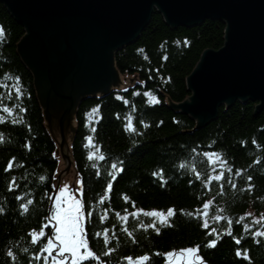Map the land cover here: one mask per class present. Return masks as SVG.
<instances>
[{
    "label": "trees",
    "instance_id": "trees-1",
    "mask_svg": "<svg viewBox=\"0 0 264 264\" xmlns=\"http://www.w3.org/2000/svg\"><path fill=\"white\" fill-rule=\"evenodd\" d=\"M0 26L5 29L4 37L0 38V74L9 71L13 75L21 76L25 92L23 106L27 108V112L23 114L24 125H14L10 121L0 124V132L5 134L6 140L0 145V204H5L7 209L6 214L0 215V264H10L5 255L6 248L10 246L9 242L20 240L28 228L35 226L38 219L45 214L41 209L47 208V201L41 204L39 200L45 188L38 177H51L56 173L59 144L46 124L43 108L35 91L33 75L17 52V43L24 34V28L1 2ZM224 28L223 21L216 19H207L192 26L172 27L154 10L139 36L115 52L114 63L122 84L112 87L107 93L89 95L80 100L72 120L75 129L71 135L70 156L76 173L83 174L85 178L86 198L91 199L102 193L108 166L112 160H121L125 170L118 174L114 182L111 205L106 203L104 207H114L118 211L125 207L130 208L120 198V193L123 192L130 195L137 202V206L145 208L174 204L177 208L192 209L203 202L196 198L201 192V184L195 182L188 185L190 174H181L175 165L182 160L191 161L192 147L201 145L203 151L210 150L211 145L222 151L234 168L247 169L238 180L236 194L226 185V196L219 197L216 204L227 202L229 214L234 218L246 211L257 216L264 213V199H261L264 197V108L255 112L257 101L237 100L227 108L219 107L214 120L198 127L194 118L173 107V104L190 95L186 76L198 62L201 52L207 48L218 49L222 46ZM165 54L167 59H163ZM141 81L144 83H140ZM135 92L139 94L134 95ZM146 92H151L159 102L150 103L152 96L144 95ZM5 103H8L7 99ZM117 113L120 114L119 118ZM129 114L134 118L137 128L135 133L127 132L123 128L125 117ZM141 120L150 126L145 128L140 123ZM27 124L31 125V132H28ZM93 128L95 133L92 132ZM89 135H94L95 144L100 145L107 157L105 161L99 162L102 171L99 178L90 167L91 161L87 157L88 151H94L86 140ZM253 139L260 147L252 143ZM26 140L31 141V151L24 148ZM240 141L247 143L241 144ZM53 152L56 153L55 157L52 156ZM13 155L17 157V163L25 161L24 167L14 169L5 176L3 167L7 158ZM200 159L197 158L198 167L201 171H206L207 164L199 163ZM256 159H260L262 163L252 165V161ZM249 165H252L251 168ZM160 167L164 168L167 178L165 187H161L159 180L151 175ZM12 175L26 176L23 181H18L19 192L27 191L29 187L35 192L37 204L27 216L18 214L17 202L14 200L17 193L6 190V181ZM248 175L253 176L254 191L240 193L239 188L247 183ZM52 183L54 181L51 179L47 182L49 186ZM217 190L214 183L211 195H215ZM204 198L210 197L205 195ZM116 222V217L110 214L107 225H100L94 218L93 223L88 226L90 244L98 253L103 250V241L91 234ZM245 222L251 223V218H246ZM173 224L174 227L163 228L159 235L151 230L147 233H136L139 241L137 244H133L120 233V247L111 257L112 264H117L120 256H136L157 249L163 252L195 243H201L200 254L207 264H249L243 258L235 256L236 247L249 249L251 264H264V237L259 238L260 243L256 244L250 233H243L242 225L236 224L235 219L232 224L233 235L245 236L241 244L236 245L232 237L222 232V237L214 248L203 246L206 239L214 237L205 238L206 230L200 228L196 220L178 214ZM129 226L134 227V223L130 222ZM227 226V221L210 222V227L220 230ZM21 246H25L23 242ZM26 261L27 256L19 254L18 264H26ZM162 262L161 257H153L152 264Z\"/></svg>",
    "mask_w": 264,
    "mask_h": 264
},
{
    "label": "water",
    "instance_id": "water-1",
    "mask_svg": "<svg viewBox=\"0 0 264 264\" xmlns=\"http://www.w3.org/2000/svg\"><path fill=\"white\" fill-rule=\"evenodd\" d=\"M0 2L24 28L17 52L33 75L46 124L59 144L60 182L75 186L77 179L69 147L80 100L122 83L114 54L139 36L154 10L172 27L207 19L225 24L222 46L201 52L186 76L190 95L174 108L194 118L198 127L237 100L257 101L255 112L264 108V0Z\"/></svg>",
    "mask_w": 264,
    "mask_h": 264
},
{
    "label": "snow or ice",
    "instance_id": "snow-or-ice-1",
    "mask_svg": "<svg viewBox=\"0 0 264 264\" xmlns=\"http://www.w3.org/2000/svg\"><path fill=\"white\" fill-rule=\"evenodd\" d=\"M4 35L5 29L0 26V38ZM139 51H143V49H139ZM145 59H148V57L145 56ZM163 59H167L166 54ZM140 83L144 82L141 81ZM124 91H127V89H124ZM133 94L138 95L139 93L135 92ZM144 95L152 96V93L146 92ZM24 96L21 76L13 75L9 71L0 74V124L9 121L14 125L25 124L23 114L27 112V108L23 106ZM118 98L123 99V97ZM5 99L8 103H5ZM125 102L127 103V101ZM153 102H159L157 97L152 96L150 103ZM116 115L119 118L120 114L117 113ZM125 120L124 130L132 133L137 132L133 116L129 114L125 117ZM140 123L145 128L150 126L143 120ZM26 126L28 132H31V125L27 124ZM92 132L95 133V128L92 129ZM86 140L88 145L94 149V151L87 152L88 160L91 161L90 167L95 170V175L99 178L102 176L99 162L105 161L107 157L102 152L100 145L95 144L94 135L87 136ZM5 142V134L0 132V145ZM240 143L246 144L247 141H240ZM252 143L260 147L255 139L252 140ZM31 147V141L26 140L24 148L31 151ZM201 148V145L192 147L190 150L191 161L182 160L175 165V168L181 174H190L191 178L187 180L188 185L191 186L195 182L201 184V192L197 194L196 198L203 202L195 205L192 209L177 208L174 204L167 207L145 208L137 206V202L130 195L123 192L120 193V198L126 205H130V208L125 207L118 211L114 207H104L106 203L111 205L114 182L117 180L118 174L125 170L124 162L121 160L111 161L105 174L106 184L102 193L96 194L91 199L86 198L85 178L81 173H77L75 186L68 181H59V169L51 177L40 175L38 180L45 190L40 195L39 200L41 204L47 201V208L41 209L45 214L38 219L35 226L28 228L20 240L9 242L10 246L6 248L5 255L10 260V264H18V257L21 253L27 256L26 264H112L111 257L120 247V233L129 238L133 244H137L139 241L136 233H147L151 230L159 235L163 228L174 227L173 220L178 214L196 220L199 227L206 230L204 233L205 238L208 236L214 237L206 239V243H203L206 248L216 247L222 237V232L232 237L236 245L241 244L245 236L233 235L232 224L234 219L236 224L242 225L243 233H250L254 242L259 244V238L264 237V213L257 216L246 211L240 214L238 218H234L229 214L227 202L221 205L216 204L219 197L226 196V185L232 190L233 194H236L238 180L244 176L247 169L234 168L225 154L214 149L211 145L209 146L210 150L201 151ZM52 156L55 157L56 153L53 152ZM197 158H201L199 163L207 164L206 171L199 169ZM260 163H262L260 159L252 161V165H259ZM24 164L25 161L21 160L17 163V157L10 156L3 167V173L8 176L14 169L24 167ZM252 165H249V168ZM151 175L159 180L161 187L166 186L167 178L163 167L154 170ZM24 179H26V176L17 177L12 175L6 181L7 192L17 193L14 200L17 202V210L20 216H27L33 212L37 204L35 192L31 187L24 192L18 191L20 189L18 181ZM49 179L54 181L50 186L47 184ZM246 181L244 187L239 188L240 193L254 191L253 176H246ZM214 183L218 190L215 195H211ZM205 195L210 198L205 199ZM261 199H264V197ZM213 209L215 214H213ZM6 211L5 204H0V215L6 214ZM110 214L116 217L117 222L110 226H104L91 234L103 241V250L98 253L90 244V234L87 229L93 223L94 218L98 220L100 225H107ZM246 218H251V223H246ZM222 221H227V228L220 230L217 227H210V222L219 223ZM130 222L134 223V227L129 226ZM21 242L25 246H21ZM113 242H115V246H113ZM201 246V243H195L179 249L170 248L163 252L157 249L136 256L129 254L120 256L117 259V264H152L154 256L161 257L163 264H206L205 259L200 254ZM235 256L241 257L251 264L252 258L249 255V249L236 247Z\"/></svg>",
    "mask_w": 264,
    "mask_h": 264
},
{
    "label": "rangeland",
    "instance_id": "rangeland-1",
    "mask_svg": "<svg viewBox=\"0 0 264 264\" xmlns=\"http://www.w3.org/2000/svg\"><path fill=\"white\" fill-rule=\"evenodd\" d=\"M57 165H58V161H57Z\"/></svg>",
    "mask_w": 264,
    "mask_h": 264
}]
</instances>
